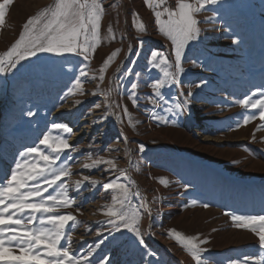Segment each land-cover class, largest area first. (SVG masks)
Listing matches in <instances>:
<instances>
[{
  "label": "rangeland",
  "instance_id": "1",
  "mask_svg": "<svg viewBox=\"0 0 264 264\" xmlns=\"http://www.w3.org/2000/svg\"><path fill=\"white\" fill-rule=\"evenodd\" d=\"M56 3L12 0L0 23V59L6 62L21 35H29L30 28L24 27L29 18L41 19ZM100 3L104 13L99 43L88 61L75 54L39 53L0 75V186L7 184L27 148L56 155L40 144L45 135L50 142L67 139L74 148L61 153L57 165L71 168V176L64 180L74 204L58 209L57 214L75 217L65 229V235L71 236L70 252L87 254L101 231L107 239L91 257L93 261L110 256L111 264H195L170 235L175 230L196 238L197 243L207 241L200 245L206 249L201 254L205 264L242 262L246 256L256 261L264 258L258 236L235 227L226 214L264 215V121L258 109L239 103L264 88V0H219L197 15L202 21L200 39L187 46L181 64L185 71L178 83L162 90L169 103L155 109L156 119L147 97L152 95L150 82L164 78V66L152 68L149 59L152 50H159L170 60L167 70L175 72L171 41L159 31L155 10L145 0ZM233 39L238 43H232ZM82 69L86 76H80ZM128 69L131 75H125ZM76 79L81 80L79 86ZM134 81L138 107L129 99ZM185 99L190 107L186 105L183 112L167 111ZM253 115L256 118L245 124V118ZM54 124L67 125L72 132L56 129ZM99 157L114 160L116 169L106 164L83 168ZM26 159L41 167L44 163L33 155ZM83 176L98 183L84 181L76 191V181ZM117 178L133 193L126 208L138 216L143 246L123 228L109 234L111 225L104 212L112 206L114 193L103 185ZM60 191L49 189L44 195ZM143 203L147 208L140 207ZM29 227L42 226L37 220ZM61 246H68L66 240Z\"/></svg>",
  "mask_w": 264,
  "mask_h": 264
},
{
  "label": "snow or ice",
  "instance_id": "2",
  "mask_svg": "<svg viewBox=\"0 0 264 264\" xmlns=\"http://www.w3.org/2000/svg\"><path fill=\"white\" fill-rule=\"evenodd\" d=\"M166 0H145V5L149 8H161ZM219 0H177L175 8L163 7L162 10H155V23L159 31L166 36L172 44L174 52L175 72L167 70L171 66L169 58L159 50H152L149 64L152 68L161 69L164 66L163 77L150 82L152 95L147 99L150 101L153 111L152 117L156 119L155 109L169 103L168 98L164 96L163 89L171 87L172 84L178 83V77L184 73L181 66L187 46L200 39L202 29L199 24L202 21L197 19V15L209 5H215ZM12 0H3L0 3V23H3L5 9ZM104 9L100 0H57L54 7L41 19L29 18L24 25L25 29L30 28L29 35H21L20 39L7 53L8 60L5 62L0 59V75H5L11 70L17 69L22 61L38 56L39 53H49L55 56H65L66 54H75L88 61L89 56L95 51L99 43L100 20ZM167 16V19H162ZM31 26V27H30ZM37 26H39L37 28ZM142 43V42H141ZM232 43H238L233 39ZM114 51L105 61L101 73L108 67L109 62L117 55ZM195 63V62H193ZM132 69H128L125 75H131ZM87 73L82 69L80 76H86ZM136 73V76H139ZM103 75L100 79L103 80ZM171 81V83H169ZM76 85L81 84L80 79H76ZM201 87V84H197ZM137 82H132L129 86V99L133 106L138 107L136 90ZM183 95V93H182ZM259 95L260 99L253 100L252 97ZM187 97H192L193 93L189 91ZM239 103L243 107H251L259 110V119L264 121V88L256 89L251 96H246ZM190 107V100L185 99L176 103L175 110L167 107V111L173 115L183 112L185 106ZM99 107V105H96ZM123 111L128 113L124 106ZM28 115H33L29 111ZM256 117H246L244 123ZM54 128L61 129L65 133H71L72 129L67 125L54 124ZM40 144L51 149L55 156H50L40 151L37 147H29L21 153V162L15 164L11 177L7 184L0 186V264H111L110 256H104L99 261H93L91 257L95 251L103 245L107 236L101 231H97L99 239L94 245L89 246L87 254L77 256L70 252L71 236L65 235L66 226L69 222H75V217L71 214H57L58 209L72 207L74 199L68 194L67 181L64 177L71 176V168L68 164L63 167L57 165L60 154L65 150L73 149L74 146L68 143L67 139H53L45 135ZM141 152L144 146L140 145ZM33 155V158H39L43 161V166L38 162L29 163L27 156ZM71 160V157H66ZM109 165L112 170L116 169L115 161L99 157L92 160L91 164L85 163L83 168L91 169L98 165ZM84 181H89L95 185L96 180H90L88 176H83L82 180L76 181V191L80 190ZM31 182V183H30ZM167 185L166 180L160 181ZM103 187L106 190H112V206L104 212L109 217L107 224L111 225V231L119 232L121 228L132 232L137 237L140 245H144L143 237L137 227L138 216L136 212H129L126 205L130 203L133 195L129 186L119 182V178L112 179L105 183ZM187 188V185H184ZM60 188L57 194H48L49 189L55 191ZM136 196L140 194L135 193ZM143 199V197H141ZM116 205H119L117 208ZM147 208V204L140 205ZM204 207H208L207 204ZM39 214V215H37ZM231 216L233 224L237 228L249 229L258 236L259 248L264 250V215H238L226 213ZM38 220L42 227H29L34 225ZM47 225V227H43ZM170 235L180 243L190 253L195 264H205L202 259V253L206 251L200 247L201 244L207 243L206 240L196 242L194 237H184L180 232L172 230ZM66 240L68 246H61V241ZM18 250V254L14 251ZM42 250V251H40ZM151 255H154L152 253ZM253 260L254 264H264V258L256 261L255 258L244 257L243 261L229 260L228 264H248Z\"/></svg>",
  "mask_w": 264,
  "mask_h": 264
},
{
  "label": "built area",
  "instance_id": "3",
  "mask_svg": "<svg viewBox=\"0 0 264 264\" xmlns=\"http://www.w3.org/2000/svg\"><path fill=\"white\" fill-rule=\"evenodd\" d=\"M156 1L158 2V0ZM190 2H194V0H190ZM176 3H177V0H166L165 4L162 5L161 8H154V10H162L163 7L171 8L172 6L176 5Z\"/></svg>",
  "mask_w": 264,
  "mask_h": 264
},
{
  "label": "crops",
  "instance_id": "4",
  "mask_svg": "<svg viewBox=\"0 0 264 264\" xmlns=\"http://www.w3.org/2000/svg\"><path fill=\"white\" fill-rule=\"evenodd\" d=\"M157 1L156 0H153V3L155 4ZM174 6H176V5H174ZM171 8H173V6L171 7ZM174 9V8H173Z\"/></svg>",
  "mask_w": 264,
  "mask_h": 264
},
{
  "label": "bare ground",
  "instance_id": "5",
  "mask_svg": "<svg viewBox=\"0 0 264 264\" xmlns=\"http://www.w3.org/2000/svg\"><path fill=\"white\" fill-rule=\"evenodd\" d=\"M111 81V84L113 83V79L112 80H110ZM116 121V120H115ZM76 129V128H75Z\"/></svg>",
  "mask_w": 264,
  "mask_h": 264
}]
</instances>
